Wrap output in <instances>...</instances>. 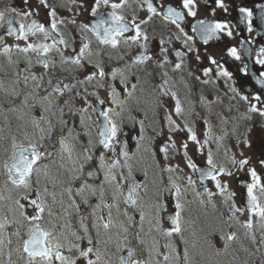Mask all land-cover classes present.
Returning a JSON list of instances; mask_svg holds the SVG:
<instances>
[{"label": "snow or ice", "instance_id": "6c2138e0", "mask_svg": "<svg viewBox=\"0 0 264 264\" xmlns=\"http://www.w3.org/2000/svg\"><path fill=\"white\" fill-rule=\"evenodd\" d=\"M136 3L139 8L146 5V19L139 22L135 8L131 20L122 14L131 6L129 0H58L56 6L38 0L34 8L0 10V264H193V253L205 257V264H236L238 257L229 250L239 239L237 230H243L249 243L242 251L249 257L259 253L264 264V183L252 168L244 207H237L236 193L222 182L233 175V168L248 165L249 158L237 159L225 147L229 167L208 148L205 166H198L188 155L189 140L203 154L212 138L208 119L203 120L208 127L201 143L188 117L199 115L197 103L213 115V105L223 103L219 90L214 97L201 91L194 103L184 76L177 81L169 75L183 73L186 60L194 57L216 68L215 73L212 67L202 69L206 79L188 72L205 89L219 78L232 80L233 74L207 47L203 52L194 47L197 36L205 46L233 38L236 25L225 18L230 5L227 0H204L205 11L211 4L214 19H197L198 0ZM40 7L47 10L46 22L37 19ZM101 7L110 11L98 14ZM259 8L264 26V4ZM61 9L69 15L61 17ZM236 10L238 23L252 33L253 9ZM82 11L89 13V20L78 23ZM156 16L175 26L176 33L160 38L159 50L150 52V37L142 25ZM189 20L191 35L184 26ZM5 36L15 43L5 42ZM181 39L183 47L176 49L174 41ZM251 43L243 39L239 48L225 44L226 57L240 61L243 50L245 57L264 66V45L254 52ZM247 68L245 63L242 71ZM178 83L187 90V105L174 90ZM257 83L261 91L254 94H242L228 83L230 99L247 105L239 119L264 117V73L258 74ZM215 115L228 124L223 114ZM126 125L137 129L134 151L121 139L127 136ZM165 128L167 137L158 143ZM185 131L186 139L178 144L175 134ZM223 139L221 135L218 143ZM177 156L199 173L203 192L196 191L191 175H180L183 168L173 163ZM259 163L264 166V159ZM208 180L216 191L204 183ZM189 191L202 207L216 209L218 197L227 217L219 213L218 226L210 231L193 227L197 220L190 218ZM245 212L247 219L241 221ZM239 264L250 261L241 258Z\"/></svg>", "mask_w": 264, "mask_h": 264}, {"label": "flooded vegetation", "instance_id": "af4514ba", "mask_svg": "<svg viewBox=\"0 0 264 264\" xmlns=\"http://www.w3.org/2000/svg\"><path fill=\"white\" fill-rule=\"evenodd\" d=\"M51 1V0H49ZM118 2V0H117ZM130 7H125L122 9V14L125 15V17L129 20L133 17V9H136V17L137 22H139L142 19H146L145 11H146V5H144L143 8H139L137 6L136 0H129ZM164 2V0H154V3L156 5L161 4ZM169 2L173 4H177L179 0H169ZM227 2L230 5L229 8V14L225 16L226 19L233 22L234 25H236L233 28V38L227 39L222 41H210L209 45L205 46L202 43H199L196 39L194 47H198L203 52V49L205 47L208 48L209 52L211 54H214L217 61L219 63H222L223 66L231 72V66L232 64H235L236 69L243 73L248 74L242 71L244 64L247 63L248 68L252 71L254 74L264 73V66H261L259 64L255 63V59L253 58H247L244 56L243 50H241L242 59L240 61H236L233 58H228L225 55V44L229 45H235L239 48L240 41L243 39L251 40L252 48L254 52H258L259 48L264 45V26L260 24L259 21V5L264 4V0H227ZM198 3L201 4L200 11L198 12L197 19H214L210 15L211 10V4H209V9L205 11L203 7V3L201 0H198ZM38 4V0H29V3L26 5L24 0H1L0 2V10H3L5 7L12 6L16 7L17 9L23 10L25 8H34ZM237 6H245L252 8L254 11V31L252 33H248L246 31V25L239 24V13L236 10ZM63 10V9H61ZM160 9L158 8V11ZM66 12V10H63ZM107 11H110V9L101 7L99 9L98 14H103ZM67 13V12H66ZM81 14H83V17H87L89 19V13L86 11H82ZM80 14V15H81ZM221 15L220 12L217 13V16L215 18H219ZM42 22H46L48 20L47 16V10L43 7H40L39 10V16L37 17ZM82 20L81 22H83ZM80 22V23H81ZM193 21L189 20L185 22V30L189 31L190 24ZM149 34L150 41L153 40V36L157 37L158 40L160 38L167 39L169 35L176 33L175 26H173L170 22H166L162 19L160 16L154 17L152 22L148 25H142ZM4 34V29L0 28V35ZM75 34V33H74ZM189 34L192 33L189 31ZM91 36V34H89ZM5 42L12 44L15 43L14 38L5 36ZM34 39V38H30ZM93 39V46L95 47V37L92 36ZM50 42V41H49ZM23 44V41L20 42ZM175 47L176 49H180L183 47L182 45V39L175 41ZM0 47H2V44H0ZM76 47H79L77 44ZM135 51V48H133V53ZM169 56L171 54L169 53ZM191 62L194 65H191V63L188 64V66L185 67L183 73H172L169 72V75L172 76L175 80L179 81L181 76L183 75L184 78L188 81L189 85L191 86L192 95L190 99L195 103L198 101L199 94L201 91H211L213 93V97L215 96V93L217 90H219V93L223 99V103L213 105V115H208V109L206 107H203L196 104L195 111L196 113H199V115H189L188 120L190 125L193 127L198 139L203 143L204 139L206 138L205 133L207 132V127L203 120L206 118L209 120V124L211 126L212 130V138L209 142V144L204 145V152L201 154L197 151V148L199 147L195 143L188 141V155L192 158V160L197 163L198 166H205L206 156H207V150L208 148H211L214 153L217 155V159L231 167L230 163L227 160V157L224 156L225 147H227L229 151V155L235 154L237 159L242 158H249V164L244 166V168L236 169L233 168V175L232 176H225L222 177V182L227 183L229 186V192H235L236 195L234 197V201L237 207L240 205H243V201L246 200V187L245 185L248 183H251V177H250V170L252 168H255L260 180L262 183H264V166H261L259 163L260 159H264V117L259 116L258 114H252L251 120H242L239 119V117L243 114H246L247 112V105L244 101L239 100V98L234 99L232 102L229 100V97L233 95L231 91L228 89V83H231L235 87L238 88V78L233 74L232 80L230 82H226L224 78H219L215 84H210L207 86V89H205V86L202 85L199 81H195L193 77L188 76V72L191 71L194 76H201V79H206L207 77H203L202 75V69L205 67H212L213 73H215L216 68L215 66L211 65L207 60L202 61H196L194 57H191ZM254 66V70H253ZM247 68V70H248ZM213 79L215 77L213 76ZM182 100H185L186 96V89L182 84H177L175 89ZM261 91V88L257 90ZM227 93V95H225ZM242 93V92H241ZM243 94V93H242ZM101 96L104 97L105 93L102 90ZM169 103L174 104V101H170ZM185 104L187 105V101L185 100ZM231 107L232 111L229 113L227 109ZM215 113H221L224 117L228 118L229 122L228 124H223L220 120L219 116L215 115ZM213 121L215 123H218V126L214 129ZM178 123H180L179 120H177ZM214 123V124H215ZM125 130V129H124ZM127 133V131H125ZM130 133V130H129ZM128 135V134H127ZM224 135L223 141H220L218 143V138ZM93 137H95V131L93 132ZM167 137V129L165 128V135L161 136V141L163 142ZM187 137V132L183 133H177L175 134V138L179 140L177 143L183 142ZM239 137V139H238ZM125 139L126 137L122 136L121 139ZM82 139L86 142L87 137H82ZM247 140L251 147H247L244 141ZM219 147V151L217 153V148ZM130 149V148H129ZM130 150H133L132 148ZM243 153V155H241ZM173 163H179L181 168H183V172L180 173L182 177H186L188 175H191L193 180L196 181V191L203 192V187H201V182L199 180L198 172H193L191 169L187 168L185 166L186 161H184L181 156H177L176 159L173 161ZM211 190L216 191L214 182L211 180L206 181L205 183ZM187 198L189 200H193V203L189 206L191 209V215L190 218L197 220V223H201L202 219L206 216L207 213H213L214 216L218 215L219 213H224L225 218L228 214L227 207H224L220 203V199L214 198L217 204V208L213 209L211 205H207L206 207H202L198 199L195 198V195L193 192L189 191L187 194ZM217 223V219L215 220ZM196 223V224H197ZM211 223H209L208 228L210 227ZM214 227H217L218 225H213ZM211 229L209 228L208 231ZM227 231L228 229L225 228ZM187 236V234H185ZM179 242V240H177ZM219 241V240H218ZM163 243V240H162ZM16 258L15 256L13 257ZM192 260L193 264H205V257L192 254Z\"/></svg>", "mask_w": 264, "mask_h": 264}, {"label": "rangeland", "instance_id": "374dc122", "mask_svg": "<svg viewBox=\"0 0 264 264\" xmlns=\"http://www.w3.org/2000/svg\"><path fill=\"white\" fill-rule=\"evenodd\" d=\"M205 215L206 216L202 219V222L195 224L193 227L197 228L198 230L200 228H203L204 230H206V229H208L210 221L213 223L217 219V216H218V215L214 216L213 213L212 214L211 213H207ZM239 218H240L241 221H243V220L247 219V215H245V214L240 215ZM189 231H191V229ZM239 231L242 233L243 230H239Z\"/></svg>", "mask_w": 264, "mask_h": 264}]
</instances>
